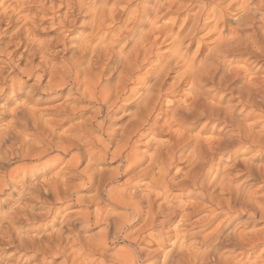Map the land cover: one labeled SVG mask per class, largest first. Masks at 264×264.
I'll return each instance as SVG.
<instances>
[{
	"label": "clouds",
	"instance_id": "clouds-1",
	"mask_svg": "<svg viewBox=\"0 0 264 264\" xmlns=\"http://www.w3.org/2000/svg\"><path fill=\"white\" fill-rule=\"evenodd\" d=\"M192 4L0 0V264H264V0Z\"/></svg>",
	"mask_w": 264,
	"mask_h": 264
},
{
	"label": "bare ground",
	"instance_id": "bare-ground-1",
	"mask_svg": "<svg viewBox=\"0 0 264 264\" xmlns=\"http://www.w3.org/2000/svg\"><path fill=\"white\" fill-rule=\"evenodd\" d=\"M189 7L191 8H195V0H193V4L192 5H189ZM155 41L156 42H159L161 40V37L157 34L155 37H154ZM203 49L201 48L200 51H202ZM199 54V53H198ZM152 56H153V46L152 45H149L148 46V49H147V53L146 55L144 56L143 58V64H137V63H133L131 66H130V69H129V72L131 73H135V72H140L143 70V66L144 65H147L149 64V62L151 61L152 59ZM129 77L128 75L126 74L122 81H121V89L123 90V83H124V80H127Z\"/></svg>",
	"mask_w": 264,
	"mask_h": 264
}]
</instances>
